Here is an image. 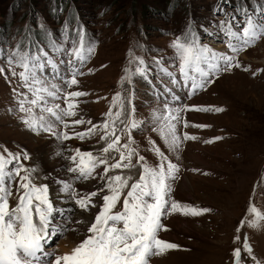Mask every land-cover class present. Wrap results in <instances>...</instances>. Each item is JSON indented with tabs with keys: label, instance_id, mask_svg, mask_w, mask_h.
<instances>
[{
	"label": "rangeland",
	"instance_id": "374dc122",
	"mask_svg": "<svg viewBox=\"0 0 264 264\" xmlns=\"http://www.w3.org/2000/svg\"><path fill=\"white\" fill-rule=\"evenodd\" d=\"M262 12L264 0H0V68L4 69L0 73V153L4 148L14 154L27 153L30 159H21L19 163L25 168L36 169L32 173L36 185H49L46 179L49 175L53 180L66 179L77 190L80 185V192L93 191L87 189L90 187L96 190L103 183L99 176L94 184H88L87 188L82 186L90 179H77V174L68 171L69 167L75 166L66 154L70 151L65 149L69 145L60 149L58 143L63 146L65 142L75 141L80 146L76 149L98 154L107 143L100 141L101 131L83 140L77 138L76 133L109 121V112L114 118L115 113L121 111L122 101L120 119H127L134 111L139 126L131 133L135 141L133 147L146 162L150 165L160 162V156L149 142L153 141L179 165L176 179L171 182V199L196 209H211L199 216L184 215L182 211L162 216L161 223L166 230L159 231L158 237L179 247L151 256L149 264H234L233 250L237 247L241 249V264H264V220L254 227L248 223L254 219L249 214L250 207L254 206L264 214V39L238 54L240 68L209 77L211 82L204 90L188 98L180 93L179 86L168 83L170 79H166L161 70L180 75L176 66L179 60L172 47L177 37L190 34L189 38L195 37L202 45L217 52H227L228 38L221 30V22H231L234 29L239 30L247 15L258 17ZM236 16L239 18L235 19ZM81 29L86 34V41L95 46V51L79 66L84 75L77 77L78 84L66 90L84 91L88 95L76 99L77 116L65 118L68 128L58 124L56 134L31 131L21 122L25 114L19 111L21 97L16 94L27 92V89L22 87L18 75L12 76L8 61L17 49L31 50L33 54L44 49L51 55L53 41L67 48L77 39V31ZM213 42L220 46H214ZM55 58L67 59L62 53H56ZM138 59L145 62L143 75L135 72ZM157 59L161 60L160 65L155 63ZM60 67L63 72L67 66ZM15 71L19 73L21 69L16 67ZM45 74L50 75L47 71ZM126 76L130 79H125ZM150 87L164 91L167 100L157 98L175 107H219L224 111L181 112L182 121L186 120L189 126L185 128L183 122L173 121L177 134L182 138L187 133L197 139L183 141L179 150L172 151L159 132L153 130L157 127L153 114L163 109L165 101H159ZM28 95L31 99V94ZM118 95L121 101H114ZM173 96L177 99L173 100ZM53 103L65 106L62 98ZM34 111L39 113L38 108ZM76 119H83L85 123L75 125L72 122ZM192 124L208 127L197 128ZM116 126L117 135H121L119 129L123 125L119 120ZM62 133H67L70 138L63 139ZM214 137L222 139L205 143ZM127 139V135H121L122 144ZM45 146L49 152L44 162L39 161L38 151ZM3 154L7 156V153ZM109 155L119 159L117 152ZM55 158L57 165L47 172V165ZM136 162L134 156L132 163ZM16 164L12 161L6 171ZM97 171L102 174V168ZM141 171L137 165L123 171L113 170L109 176L131 175L135 180ZM8 188L13 193L8 197L9 206L14 208L22 194V190H18L19 177ZM67 195L55 187L49 198L59 204ZM119 208L120 205L117 210ZM76 209L74 206L68 211L73 217L77 216L76 219L89 216L87 220H90L96 212L93 208L91 212L78 214ZM62 212L63 215H56V222L64 224L73 219L71 215H64V210ZM72 226L78 227L80 232H69L61 240L60 236L54 237L46 245L53 255L61 254L56 253L55 248L63 242L68 244L66 249L70 252L84 238L87 224ZM237 235L239 241L235 239ZM245 238L252 248L251 254L243 250Z\"/></svg>",
	"mask_w": 264,
	"mask_h": 264
},
{
	"label": "snow or ice",
	"instance_id": "6c2138e0",
	"mask_svg": "<svg viewBox=\"0 0 264 264\" xmlns=\"http://www.w3.org/2000/svg\"><path fill=\"white\" fill-rule=\"evenodd\" d=\"M221 30L227 39V52H217L206 45H202L195 38L189 35L177 37L172 47L177 54L179 64L178 71L185 83L189 85L192 92L203 89L206 83L211 81V76H218L221 71L227 72L240 68L241 64L237 59L240 52L254 46L257 41L264 39V12L258 17L254 14L247 15L245 24L239 30H235L231 22L222 21ZM95 46L86 41V34L83 30L77 31V39L65 48L57 41H53V52L50 55L47 50L40 49L35 54L31 50L24 52L17 49L9 59L12 76H19L22 87L27 92H17L21 97L18 101L19 111L25 115L21 122L34 132H46L56 134V127L62 124L65 128L69 125L65 122L66 117H76L75 109L79 107L76 99L85 97L88 93L84 91H67L78 84L77 77L84 75L79 66L83 65L94 53ZM56 53H62L67 59L55 58ZM157 65L161 60H155ZM61 65L67 67L62 72ZM145 62L138 59L135 72L145 74ZM21 69L19 73L15 68ZM170 78L175 86L178 80L171 71L161 69ZM4 71L0 68V73ZM49 72L50 75L45 73ZM127 71V70H126ZM248 71V69H245ZM196 73L199 76L192 75ZM66 73V74H65ZM125 79H130L126 76ZM171 92V89H166ZM28 93L31 94L29 99ZM63 99L64 107L60 103H53ZM173 100L177 97L173 96ZM114 101H121L118 95ZM26 105H29L26 107ZM121 111L107 115L109 121L102 125H92L87 131L76 133V137L83 140L90 137L97 131L103 134L99 136L100 141H105L106 146L102 147L98 154L75 150L70 156L74 167L68 171L77 174V179H99L103 183L90 192H80L69 182H60V191L68 194L84 212L93 213L91 220L70 219L67 223L56 222V215H63L61 209L54 206L49 198L47 185H36L32 179V173L36 169L25 168L19 163L21 159L28 160L27 153L14 154L7 148L3 149L5 156L0 153V264H149V258L153 255H161L168 250L178 249V245L164 241L158 237L161 230H166L161 223V217L173 212L182 211L184 215L199 216L209 213L211 209H196L171 199L172 181L176 179L179 172V165L173 163L153 141V150L160 156L157 165H150L145 157L140 155L133 144L132 130L139 126L134 119V111L128 114V118L121 120L123 114V102L120 103ZM39 109L37 114L34 109ZM202 112H223V108H202V107H176L170 108L167 101L163 109L154 113V121L157 125L154 131H158L168 148L177 151L186 140H196L197 137L187 133L181 138L177 134L176 124L183 122L184 127L189 124L182 121L183 111ZM119 120L123 128L119 129L121 135H127L126 143H121V135H117L116 121ZM75 125L84 124L83 119H76L72 122ZM92 124L91 121H87ZM192 127L205 128L207 125L192 124ZM63 139L70 137L62 133ZM221 137H214L206 140L205 143H214ZM111 152L119 153V159L111 156ZM137 157L136 164H133V157ZM115 160L110 163L109 160ZM177 159L179 157L177 156ZM12 161L17 164L14 168H6ZM127 162V163H125ZM139 166L142 171L138 179L131 175H112L113 170L131 169ZM102 168V174L97 169ZM25 173L21 175V173ZM95 174V175H94ZM19 177V188L22 194L14 208H10L8 197L13 193L8 185ZM132 181L131 183H129ZM118 205H120L119 210ZM249 214L254 217L250 220L249 226L254 227L257 222L264 220V214L256 207L249 208ZM244 223L243 221L241 222ZM87 224L84 238L79 241L68 253L53 255L48 251L46 245L57 236L66 238L67 233H79L78 227L72 225ZM239 232V229H237ZM240 240L239 235L235 237ZM243 250L248 254L252 253L251 246L245 238ZM52 257V259H47ZM234 264H241L242 254L239 247L233 250ZM253 259H255L253 257Z\"/></svg>",
	"mask_w": 264,
	"mask_h": 264
},
{
	"label": "bare ground",
	"instance_id": "6f19581e",
	"mask_svg": "<svg viewBox=\"0 0 264 264\" xmlns=\"http://www.w3.org/2000/svg\"><path fill=\"white\" fill-rule=\"evenodd\" d=\"M239 18V16H236V18L235 19H238ZM211 43V42H210ZM215 42H213V44H214ZM214 46H220V44H214ZM147 84H148V82H147ZM151 88V87H150ZM151 92L153 93V95L156 93V94H159V95H164L163 93H162V91L161 90H159V89H156V88H151ZM151 94V93H150ZM70 122H71V120H69ZM74 121V120H73ZM73 143H75V146H73ZM58 145L59 146H61L60 147V149L61 148H65L66 146H68V147H66L65 149H67V151L68 150H70L69 152H67L66 154H67V156H71L72 155V150H75L77 147H80L75 141H72V142H70L69 141V143H64L63 144V146L60 144V143H58ZM77 145V146H76ZM48 152H49V149L45 146L44 148H43V150H40V151H38V153H39V161H43L44 160V157L45 156H47V154H48ZM68 157V158H69ZM46 158V157H45ZM58 159L57 158H55V159H53L50 163H49V165H47L48 167L45 169V170H47V172H48V170L49 169H52V167L53 166H56L57 165V161ZM44 162V161H43ZM42 164V163H41ZM40 164V165H41ZM44 165V164H43ZM44 167V166H43ZM41 170H42V168H41ZM97 173H100V171H97ZM95 175V174H94ZM49 176V175H48ZM48 176H46V179H47V181L48 182H50V184L49 185H53V186H49L48 184H47V186H48V188H49V194H50V192H53L54 191V188L55 187H57V188H60L61 189V187H62V184L60 183V182H62V180L61 179H58V180H53V178L51 177L50 178V176L48 177ZM66 180V179H65ZM65 180H63L64 182H66ZM95 180L97 181V180H99L98 178H97V176H96V178L95 179H90L88 182H84L83 184H81L82 186H85L86 188H87V185L88 184H94V182H95ZM185 185V184H184ZM90 186V185H89ZM91 188V187H90ZM90 188H87V189H89V191L90 190H94V189H90ZM93 188H95L94 186H93ZM78 190H81L82 191V187L80 186V185H78ZM85 192V191H84ZM54 206L55 207H57V208H59V209H61L62 211L64 210V215H71V217L73 218V219H76L77 218V216L76 217H73L72 216V213H70V214H68V211H72V208L74 207V206H76V210H77V213L78 214H80L83 210H81V209H79V207L73 202V201H71V197L69 196V195H67V196H63L62 198H61V200L59 201V204H54ZM82 214V213H81ZM83 218L85 219V220H87L88 218H89V216L87 217V216H83ZM91 220V219H90ZM57 223H59V222H57ZM71 235V234H70ZM61 239H63V238H60L59 240H61ZM71 239V241L73 242V241H75L74 239H72V238H70ZM73 243H75V242H73ZM68 245V244H67ZM67 245L63 242V244L62 245H59L57 248H55L56 249V253H61L60 255H62L64 252H68L67 251V249H66V247H67ZM53 247V246H52ZM71 247V246H70ZM69 247V248H70ZM68 248V247H67ZM53 251H54V248L52 249Z\"/></svg>",
	"mask_w": 264,
	"mask_h": 264
},
{
	"label": "crops",
	"instance_id": "0c3cea01",
	"mask_svg": "<svg viewBox=\"0 0 264 264\" xmlns=\"http://www.w3.org/2000/svg\"><path fill=\"white\" fill-rule=\"evenodd\" d=\"M194 106V105H191V107Z\"/></svg>",
	"mask_w": 264,
	"mask_h": 264
}]
</instances>
